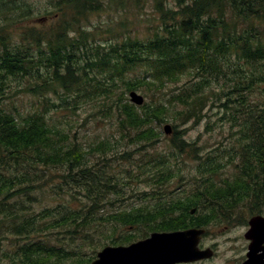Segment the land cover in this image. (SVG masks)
I'll return each instance as SVG.
<instances>
[{
	"label": "trees",
	"instance_id": "16d2710c",
	"mask_svg": "<svg viewBox=\"0 0 264 264\" xmlns=\"http://www.w3.org/2000/svg\"><path fill=\"white\" fill-rule=\"evenodd\" d=\"M66 3L74 8L76 19L101 10L103 1ZM156 10L158 27L150 37L125 35L102 44L95 40L99 28L79 29L74 23L70 28L76 35L57 24L53 37L32 28L12 37L8 28L30 12L19 0H0V224L6 221L5 228L18 241V263L20 258L27 263L73 255L36 239L41 234H89L97 224L126 225L136 216L102 211L105 200L111 206L117 200L108 194L120 197L122 191L111 175V162L128 159L130 152L117 153L109 139L85 148L69 137L66 123L48 113L51 108L56 113L75 109L83 101L103 106L104 114L116 122L115 132L131 146L166 144L169 154H147L146 162L137 161L139 169L150 166L147 176H170V158L192 154L203 177L199 191L221 193L216 197L222 203L212 206H241L251 215L264 214V0H175L174 7L160 5ZM18 90L41 96L39 105L26 110L7 107ZM131 90L156 92V101L136 106L128 98ZM49 92L53 100L44 96ZM207 105L218 108L230 133L225 144L204 153L185 133L204 118ZM168 121L173 123L171 133L163 137L160 127L163 130ZM215 151L220 153L211 155ZM89 152H98V158L88 159ZM224 159L233 163L234 174L218 183L206 179ZM49 169L58 170L56 183L53 174L48 177ZM47 181H52L49 186L56 196H81L89 203H82L80 210L28 211L34 191ZM170 200L156 204V229L171 223L168 212L177 203Z\"/></svg>",
	"mask_w": 264,
	"mask_h": 264
},
{
	"label": "rangeland",
	"instance_id": "374dc122",
	"mask_svg": "<svg viewBox=\"0 0 264 264\" xmlns=\"http://www.w3.org/2000/svg\"><path fill=\"white\" fill-rule=\"evenodd\" d=\"M67 1L69 0H19V3L25 6V9L30 13L21 22L8 28L9 35L17 37L18 32L23 28H32L35 31L40 30L44 32L46 37H53V33L58 28L57 24H60L59 28L61 30L64 29L65 33L68 32V35H76L75 28H70L71 24L74 23L79 29L82 26L99 28L95 35V40L101 41L102 44L106 41L120 39L125 35L147 38L158 27L159 20L156 7L161 5L164 8H172L175 6V0H102L101 10L89 12L84 16H78L74 19L72 15L75 14V10L72 5L66 3ZM57 7L60 10H57ZM1 20L0 17V22ZM65 22L69 24L62 27V24ZM106 28H110L111 32L109 34H106ZM137 92L146 101H156V92H149L147 95L141 91ZM16 93L15 97L13 96L7 101V107H17L19 110H26L39 105L41 96H35L26 90H18ZM44 96L50 100L55 98L52 92L44 93ZM48 113L54 119L58 118L64 126L66 123L67 126L65 127L68 129L69 137L78 140L85 148L90 145H97L102 140L109 139L113 142V147L117 148V153L130 152V155L127 156L129 157L128 159L111 162V175L118 178V186L122 191L119 192L120 197L119 195L117 197V194H108L107 198H117V200L113 206L107 205L108 200H105L106 204L102 210L105 211L104 215L105 213H109L108 211L118 209L126 210L128 208L148 207L164 199H171L170 202L175 204L177 198L184 197L193 191L198 192L199 186H202L203 177L198 169V161L194 159L192 154H178L176 160L171 157L169 160V167L172 170L170 176L166 174L168 172H164L162 175H158L156 179L155 176L146 175L150 170L149 165L145 164L143 169L137 168V161L141 158L138 161L140 164L146 162L144 159L147 158V154H169L166 144L157 142L153 148L131 146L130 143H127L126 138L121 139L119 134L115 132L116 122L114 118L105 115L103 106L99 103L83 101L75 109L59 110V113H56L54 108H51ZM167 123L173 124L171 121ZM160 130L163 137H169V135L163 133L161 127ZM229 133V123L221 117L218 108L207 105L205 107L204 118L198 124L190 125L187 128L185 138L189 141H194L198 147H202L201 150L204 153H207L225 144ZM216 153H220V151H215L211 155H216ZM108 154L112 156L111 152H108ZM97 156L98 152H94L93 154L89 152L87 154V158L92 161L98 158ZM220 163L222 165L218 168L216 174H208L206 179L218 183L234 174L235 168L233 163L228 162L226 159L221 160ZM57 173V169H49L47 171L48 177L51 176L49 174H53L52 181L54 183L57 182ZM52 181H47L45 183L47 184L46 186L34 191L33 196L35 199L30 202L32 204L28 211L39 212L45 209L51 212H58V210L65 211L66 209H63V207L71 210H80L81 204L88 202L86 198L81 196H78V199L75 200L65 194L56 196L49 186ZM159 196L163 197L158 200ZM238 207L241 224L244 225L251 214L248 213L245 207ZM156 208L159 211V204ZM6 224V221L0 224V258L15 255L18 264L19 257L16 254L18 241L14 235L7 231L5 228ZM104 224H97L95 229L89 231V234L82 231H73V233L64 231L63 233L59 230H53L52 232L49 231L48 233L41 234L36 239L42 238V241L51 244V246H59L57 248H61V251L68 250L73 253L72 256L86 257L100 249V245L105 240L104 235L107 234L109 229L115 227V225ZM241 230H243V227H241ZM19 242L24 241L21 240ZM1 264H8V261L1 260Z\"/></svg>",
	"mask_w": 264,
	"mask_h": 264
},
{
	"label": "flooded vegetation",
	"instance_id": "af4514ba",
	"mask_svg": "<svg viewBox=\"0 0 264 264\" xmlns=\"http://www.w3.org/2000/svg\"><path fill=\"white\" fill-rule=\"evenodd\" d=\"M219 192H191L177 198V204L168 213L172 214L171 223L166 229H156V221L160 215L156 214V203L148 207H136L118 209L114 213L126 211L136 214L133 221L126 225L115 224L105 234L104 242L100 249L90 256H69L68 258H35V261H25L20 258L18 264H92L97 259V252L105 246H128L132 243L149 239L156 232H174L190 230L181 244L160 248L161 242L152 244V247L137 255L121 258L123 264H140L141 261L153 262L156 260L168 261L166 264H242L247 259L250 239L245 234L249 228L248 219L241 224L240 210L238 206L233 208L212 206L222 203L216 196ZM194 198H198L195 200ZM193 199V200H192ZM189 200V206L187 204ZM239 205V201H235ZM263 215V214H262ZM264 216V215H263ZM168 224V223H167ZM243 227V230H241ZM175 244V243H174ZM264 247V242L260 244ZM178 248V249H177ZM176 250V251H175ZM15 251V250H14ZM174 252H182L179 256H173ZM175 258H179L178 261ZM8 264H17L15 255L7 258ZM165 264V263H164Z\"/></svg>",
	"mask_w": 264,
	"mask_h": 264
},
{
	"label": "water",
	"instance_id": "95a60500",
	"mask_svg": "<svg viewBox=\"0 0 264 264\" xmlns=\"http://www.w3.org/2000/svg\"><path fill=\"white\" fill-rule=\"evenodd\" d=\"M128 98L129 101L136 106L144 102V97L136 90L129 91ZM163 131L165 134H170V125L165 124L163 126ZM248 224L249 228L245 236L250 239L251 242L247 253L248 257L242 264H264V247H260V244L264 242V217L259 214L253 215L248 219ZM188 232H190V230L156 232V234L152 235L149 239L132 243L128 246H105L97 252V259L92 264H123L121 258L143 253L148 247H152L155 240L156 243L161 242L160 248H165L167 246L171 248V246L181 244ZM181 253L182 252H174L173 256H179ZM178 259L179 258H175V260L172 261H178ZM167 262L168 261L163 259L156 260L157 264H166ZM140 264H153V262L141 261Z\"/></svg>",
	"mask_w": 264,
	"mask_h": 264
}]
</instances>
